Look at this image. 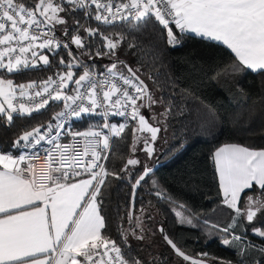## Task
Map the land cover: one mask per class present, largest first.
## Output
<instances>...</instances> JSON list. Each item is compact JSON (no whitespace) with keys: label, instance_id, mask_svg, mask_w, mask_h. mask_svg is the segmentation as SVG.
<instances>
[{"label":"snow or ice","instance_id":"obj_1","mask_svg":"<svg viewBox=\"0 0 264 264\" xmlns=\"http://www.w3.org/2000/svg\"><path fill=\"white\" fill-rule=\"evenodd\" d=\"M68 12L82 14L86 22L94 20L106 26L122 22L129 33L142 32L152 22L172 48L197 38L218 42L238 62L217 68L213 78H218L227 75L229 69L264 73V0H35L32 5L23 0H0V118L11 124L14 114L30 117L50 101L63 102V110L52 117L55 124L32 127L14 140L12 148L17 155L0 151V264H143L140 259L128 258L129 237L146 238L139 217H133L131 212L128 216L130 225L134 223L139 232L120 231L124 249L103 231L106 222L98 201L101 188L108 176L123 177L104 166L102 161L108 157L102 153L109 150L111 137L124 133L130 118L137 122L133 152L135 134L148 133L150 139L144 140L143 151L151 158L158 134L166 131V126L162 129L151 124L141 109L160 104L163 111L159 117L166 120L175 106L154 98L138 74L140 69L119 59L117 49L127 40L125 32L106 34L75 18L69 23L61 15ZM56 25L64 26L61 31L67 40L55 35ZM95 40L100 44L93 55L91 45ZM71 45L76 46L77 53H73ZM136 46L134 40L128 42L129 48ZM45 49L53 56H59L60 49L67 51L70 59L60 56L58 60L64 71L49 76L39 86L36 81L14 84L5 76L36 69L41 63L51 67ZM85 56L110 61L102 66L100 78L97 65L81 60ZM76 69H82V74L74 79ZM69 84L75 85L72 94L65 91ZM29 89H35L34 93L30 95ZM24 97L29 104L24 103ZM91 116L102 117V123H89L84 130L76 129L74 124L67 126ZM116 116L125 118L124 122L110 123L109 118ZM161 123L157 118V125ZM64 137H70L71 142H61ZM41 157L42 162H33ZM211 158L223 203L234 212L226 226L212 225L225 234L220 237L221 244L234 249L237 255L236 261L220 260V264H264V223L255 224L264 216V149L228 143L217 148ZM138 164V159L129 158L121 171L130 176L128 166ZM151 173V167L144 165L130 179L133 210L136 189ZM152 186L158 197L172 199L155 180ZM176 216L180 224L196 227L182 212L177 211ZM245 224L253 225L252 235L261 243L247 239ZM159 231L187 264H215L219 259L207 252L189 256L164 233L162 226Z\"/></svg>","mask_w":264,"mask_h":264},{"label":"trees","instance_id":"obj_2","mask_svg":"<svg viewBox=\"0 0 264 264\" xmlns=\"http://www.w3.org/2000/svg\"><path fill=\"white\" fill-rule=\"evenodd\" d=\"M23 2L32 5L35 0ZM67 15L71 20L75 18L86 23V26L98 27L106 34L109 31L125 32L127 40L117 49L119 59L133 68H139L138 74L148 85L150 92L156 91L165 104L175 106L165 122L167 141L159 152V164L150 177L142 182V186L136 189L134 210H130V179L143 167L128 166L130 176L121 171L132 151L134 121L129 120L120 137H113L106 168L118 173L123 179L110 175L101 188L98 201L101 202V214L106 222L103 231L124 249L121 229L137 231L135 224L129 223V213L133 217H139L146 227L153 225L149 220L152 216L156 224L154 231L159 234L158 226H162L165 233L187 254L197 256L207 252L212 257L219 258L215 264H220V260L236 261L234 249L223 246L220 242V237L225 234L212 228V225L226 226L234 212L223 203L211 157L218 146L226 143L264 149V73L246 69L232 72L229 69L227 75L213 78L217 68H228L238 63L231 51L218 42L197 38L187 41L183 47L172 48L161 36L159 27L152 22L142 32L129 33L122 22L106 26L94 20L86 22L81 14L68 12ZM133 40L137 46L129 48L128 42ZM99 44V40L92 43L93 55ZM71 49L73 53L78 52L75 45H71ZM44 54L49 56L51 67L46 68L41 63L36 69L15 74L5 73V76L15 82L44 81L58 71H64L63 66L58 65L60 56L66 61L70 59L63 49L59 50V56H53L47 49ZM81 60L89 65H97L96 69H103L102 66L110 62L107 58L89 60L87 56L81 57ZM79 72L81 69H76L77 75ZM61 104L62 102L51 101L30 117L14 114L11 124L5 118H0V151H11L13 155H17L16 149L12 148L14 140L23 131L52 121ZM180 109H183V114ZM73 124L82 128L89 124V120ZM181 144L183 147L179 148ZM153 180L171 200L154 194ZM243 200L244 194L241 207ZM142 208L145 209L144 212H141ZM177 211L192 219L196 227L187 223L180 224ZM261 223H264V216L255 222L257 226ZM245 226L248 228L247 239L261 243L252 235L253 225ZM209 231L213 233L211 236ZM155 245L156 248H153ZM129 246V259L135 257L143 261V264H152L153 261L155 264H174L170 259L171 250L160 235L147 243L134 242L130 236ZM182 262L187 264L183 260Z\"/></svg>","mask_w":264,"mask_h":264},{"label":"rangeland","instance_id":"obj_3","mask_svg":"<svg viewBox=\"0 0 264 264\" xmlns=\"http://www.w3.org/2000/svg\"><path fill=\"white\" fill-rule=\"evenodd\" d=\"M61 15H64L65 18L69 21V23H71V21H72L70 19L71 17H69L67 15V13H61ZM63 27H64L63 25H56V28L59 30V32H62L61 29ZM101 59H103V58H101ZM79 74H82V72H79ZM78 75L75 78H78ZM151 93H152L154 98L159 99L156 91H153V92L151 91ZM162 111H163V106L160 105V104L153 105L151 109H149V108H142L141 109L142 114H144L146 116V118H149V122L151 124H153L154 126H161L162 129H163L166 126L165 125L166 120H164L163 118L159 117V114ZM157 118L161 119V121H162V123L160 125H157ZM133 126H134V128L137 126V122L136 121H134ZM146 138L150 139V134H148V133H139V132H137L135 134V140H136L135 149L136 150H135V152H133V150L131 151L128 159L129 158L138 159L140 161V164H138L136 166L143 167L144 165H151L154 157L160 152L161 148L163 147V145L167 141V129H166V131L162 130L158 134V138H157V140L155 141V143L153 145L154 148H155V152H154V154H153V156L151 158H149L147 156L146 152L143 151L144 140ZM133 140H134V138H133ZM129 166H131V165H129ZM149 220L153 224L152 226L146 227L143 224V226H145L144 227V229H145L144 235H145L146 238L144 240H137L135 238H132V240L134 242H146L147 243V242H150V241H152L154 239L159 238L160 234H158V232L154 231V228L156 229V224H155L154 217L151 216V218ZM136 230H137V232L140 231L138 228H136ZM153 248H156V245L153 246ZM170 259H171L172 262H174V264H183L182 260L177 255H175L172 251L170 253Z\"/></svg>","mask_w":264,"mask_h":264},{"label":"built area","instance_id":"obj_4","mask_svg":"<svg viewBox=\"0 0 264 264\" xmlns=\"http://www.w3.org/2000/svg\"><path fill=\"white\" fill-rule=\"evenodd\" d=\"M93 10H94V6H93ZM82 15V14H81ZM83 16V15H82ZM84 17V16H83ZM85 18V17H84ZM55 35L59 38V37H62L64 40H67V37L66 36H63V33L62 32H59V30L56 28V32H55ZM64 50V49H63ZM66 51V50H65ZM103 69H96V72H97V78H100L99 77V72L100 71H102ZM81 72H82V69H81ZM28 82H31V81H25V82H22V83H28ZM40 82H42V81H39V82H37V85L39 86V84H40ZM14 84H17V82H15L14 81ZM75 87V85L73 84V85H69L68 86V88L65 90V91H67L69 94H72V90H73V88ZM29 91V94L31 95V94H33L34 93V91H35V89H29L28 90ZM17 97H18V99H19V89H17ZM37 99H39V98H37ZM23 101H24V103L27 105V104H29L30 102H29V100H28V98L27 97H24L23 98ZM51 102V101H50ZM138 103H141V102H138ZM61 110H63V102H62V104H61V106H60V108H59V110L57 111V112H59V111H61ZM56 112V113H57ZM55 113V114H56ZM85 119H88L89 120V123H91V124H97V123H102V121H103V118L102 117H99V116H91V117H87V118H85ZM124 119L125 118H123V117H119V116H116V117H110L109 118V122L110 123H116L117 125H119V123H123L124 122ZM129 120H130V118H129ZM78 121H80V120H77V121H73V122H69V124L67 125L68 127H72L73 126V123L74 122H78ZM50 122H52L53 124H55V121H50ZM47 125V124H46ZM45 125V126H46ZM88 125H86V126H84V127H82V128H80V127H76L75 126V128L76 129H78V130H84V129H86V127H87ZM31 130V129H30ZM43 130V129H42ZM105 131V133H107V129H105L104 130ZM79 139V138H78ZM112 139H113V137H111V139H110V148H109V150H107L106 152H103L102 153V155H107V157H108V155H109V152H110V149H111V142H112ZM61 142H71V138L70 137H64V138H62V141ZM44 147H50V145H47V144H44L43 145ZM81 147H82V145H81ZM42 159H43V157H41V160L40 161H33L34 163H40V162H42ZM103 163H104V166L106 167V162H107V160L106 161H102ZM80 178H82V177H80Z\"/></svg>","mask_w":264,"mask_h":264},{"label":"water","instance_id":"obj_5","mask_svg":"<svg viewBox=\"0 0 264 264\" xmlns=\"http://www.w3.org/2000/svg\"><path fill=\"white\" fill-rule=\"evenodd\" d=\"M161 157V153H158L155 157H154V159H153V161H152V163H151V165H148L149 167H151V169H152V173L155 171V169L157 168V166H158V164H159V158ZM142 170V169H141ZM151 173V174H152ZM131 193H132V189H131ZM131 199H132V197H131V194H130V201H131ZM132 209V207H131V203H130V210ZM161 228V226H158V231H159V229ZM164 233H165V231H164ZM159 234H160V236H161V238L163 239V234L159 231ZM164 240V239H163ZM165 242V241H164ZM166 243V242H165ZM166 245L170 248V250L175 254V252H174V250H172V248L166 243ZM176 255V254H175ZM189 255V254H188ZM189 256H192V255H189ZM199 258V257H198ZM182 259V258H181Z\"/></svg>","mask_w":264,"mask_h":264},{"label":"crops","instance_id":"obj_6","mask_svg":"<svg viewBox=\"0 0 264 264\" xmlns=\"http://www.w3.org/2000/svg\"><path fill=\"white\" fill-rule=\"evenodd\" d=\"M232 54H233V53H232ZM233 55H234V54H233ZM20 83H22V82L17 81V84H20ZM226 144H228V143H226ZM223 145H225V144H222V145L218 146L217 148H219V147H221V146H223ZM217 148H216V149H217ZM216 149H215V150H216ZM215 150H214V151H215ZM214 151H213V152H214ZM82 178H86V177H82ZM217 178H218V175H217ZM77 179H80V178H77ZM218 184H219V179H218ZM219 191H220V190H219ZM220 194H221V197H222V199H223L222 193H220Z\"/></svg>","mask_w":264,"mask_h":264},{"label":"flooded vegetation","instance_id":"obj_7","mask_svg":"<svg viewBox=\"0 0 264 264\" xmlns=\"http://www.w3.org/2000/svg\"><path fill=\"white\" fill-rule=\"evenodd\" d=\"M160 159V158H159Z\"/></svg>","mask_w":264,"mask_h":264}]
</instances>
